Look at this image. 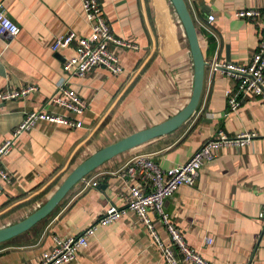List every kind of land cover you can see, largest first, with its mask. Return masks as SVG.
<instances>
[{"label":"crops","instance_id":"0c3cea01","mask_svg":"<svg viewBox=\"0 0 264 264\" xmlns=\"http://www.w3.org/2000/svg\"><path fill=\"white\" fill-rule=\"evenodd\" d=\"M115 36L132 47L108 45L122 71L98 66L83 76L62 70L74 46L54 51L55 36L90 34L79 0H0L19 28L0 35V91L35 86L23 97L0 100V145L30 111L46 110L80 120V128L38 122L13 140L2 158L9 179L0 177V228L39 208L66 176L98 149L165 121L188 102L194 65L184 26L171 0H97ZM207 63L195 112L178 128L122 152L77 182L42 220L0 243V264H37L53 237L78 235L109 205L125 206L127 183L119 174L132 157L144 154L160 168L186 162L208 138L256 132L248 144L224 146L199 169L193 185H181L164 201V211L186 244L213 264H264V99L245 95L237 82L212 71L213 61L246 64L260 40L256 20L237 11L260 8L264 0H184ZM212 14L213 21L207 22ZM66 78L86 101L74 115L53 101L56 83ZM229 94V95H228ZM238 99L235 111L229 99ZM89 182V183H87ZM95 182V185H92ZM160 246L134 211L98 226L86 248L65 264H177L184 260L156 214L150 213ZM210 238L211 242H205Z\"/></svg>","mask_w":264,"mask_h":264},{"label":"built area","instance_id":"2783aa9c","mask_svg":"<svg viewBox=\"0 0 264 264\" xmlns=\"http://www.w3.org/2000/svg\"><path fill=\"white\" fill-rule=\"evenodd\" d=\"M79 2L91 31L87 36H79L72 31L55 36L50 45L52 50L57 51L71 44L74 46V54L65 59L62 70L70 76H83L93 68L101 66L113 74L120 73L122 66L117 56L109 51L108 45L113 44L117 47H132V45L114 35L97 0H79ZM235 15L258 22L261 30L258 46L246 64L213 61L210 64L211 70L235 80L237 89L242 96L250 95L264 99V10L260 8L244 9L237 11ZM213 19L212 14L207 16V22H211ZM18 31V26L6 16L4 7L0 4V35L8 34L13 37L17 35ZM56 88L60 95L53 97L55 103L74 115L83 113L86 109V101L74 89L66 87V78L61 77L56 83ZM35 89V86H28L18 90L0 91V100L20 98ZM239 105L238 99H229L230 111H235ZM38 122H48L66 128L82 126L80 120L46 110L26 113L22 122L12 131V138L0 145L1 178L9 179V174L3 169L1 162L12 146L13 140ZM256 135V132L242 131L228 136L222 130H218L214 136L205 140L186 162L166 169L160 168L144 154L132 157L119 174L127 183L128 199L125 206H107L102 214L78 235L64 238L54 236L52 248L42 252L41 259L37 264H65L75 260L78 252L87 247L89 237L94 235L98 226H107L113 223L128 210L136 213L149 234L160 246L162 244L159 242L150 213L159 217L166 227L172 243L177 247L184 260L190 264H213L186 244L182 234L164 211V201L171 197L179 186L195 184L199 169L214 159L217 149L224 146L246 145ZM95 184L92 182V185ZM258 217L264 221V204ZM205 242H211L210 238H205ZM163 255L169 264H177L170 248L164 247Z\"/></svg>","mask_w":264,"mask_h":264},{"label":"water","instance_id":"95a60500","mask_svg":"<svg viewBox=\"0 0 264 264\" xmlns=\"http://www.w3.org/2000/svg\"><path fill=\"white\" fill-rule=\"evenodd\" d=\"M184 26L194 65V82L192 94L187 104L163 122L133 132L93 152L78 164L61 182L53 194L35 211L24 219L0 228V243L22 232L27 231L37 222L45 218L66 193L84 177L112 157L134 148L150 139L164 135L182 125L196 110L202 87L207 63L198 44L197 32L184 0H171Z\"/></svg>","mask_w":264,"mask_h":264}]
</instances>
